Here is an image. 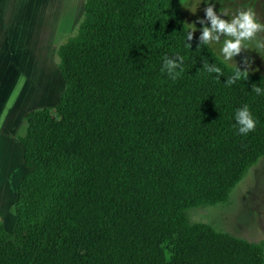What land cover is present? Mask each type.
<instances>
[{
	"label": "trees",
	"instance_id": "16d2710c",
	"mask_svg": "<svg viewBox=\"0 0 264 264\" xmlns=\"http://www.w3.org/2000/svg\"><path fill=\"white\" fill-rule=\"evenodd\" d=\"M182 1L85 0L56 50L58 104L16 135L27 173L13 231L0 222V264H264V243L188 219L227 204L264 156V95L252 91L264 74L226 85L212 47L185 40ZM164 57L181 64L175 79ZM244 105L257 123L240 135Z\"/></svg>",
	"mask_w": 264,
	"mask_h": 264
},
{
	"label": "rangeland",
	"instance_id": "374dc122",
	"mask_svg": "<svg viewBox=\"0 0 264 264\" xmlns=\"http://www.w3.org/2000/svg\"><path fill=\"white\" fill-rule=\"evenodd\" d=\"M84 3L85 0H0V222L8 232L13 231L16 221V189L27 173L16 135L29 112L58 104L65 83L56 50L63 37L74 33L84 13ZM208 6L225 20L242 8L251 9L264 24V0H201L195 14L182 6L186 23L195 24L193 34L199 38L204 27H211L205 12ZM221 9L228 15H221ZM216 35L218 40L209 44L221 61L220 48L230 37ZM247 44L227 66H237L248 75H263L264 31ZM188 219L191 224H207L239 240L264 243V156L232 190L227 204L192 209Z\"/></svg>",
	"mask_w": 264,
	"mask_h": 264
},
{
	"label": "clouds",
	"instance_id": "9594fccd",
	"mask_svg": "<svg viewBox=\"0 0 264 264\" xmlns=\"http://www.w3.org/2000/svg\"><path fill=\"white\" fill-rule=\"evenodd\" d=\"M201 2V0H183L181 4L184 8L195 14L196 6ZM206 2V0H205ZM221 15H228L223 9L220 10ZM206 17L211 23V27H204L202 29V34L200 40L203 45H210V41L218 40V33H223L226 37L230 39H225L220 48V53L222 54L221 63H224L226 66L230 59L234 57L241 51L242 47H248L247 42L252 40L258 32L264 31V24L259 22L256 19L255 13L251 9H240L235 11V14L230 17L229 20L221 19L213 11L212 6H208L205 9ZM196 31L195 24H186L185 26V40H190L192 38V32ZM188 44H186L187 46ZM179 60L183 61V57L177 55ZM176 68H180L182 71L181 64H176L172 60L164 57L163 68L167 69L168 75L175 79L179 75V72L175 71ZM204 71L214 72L216 74H222V70L217 65H214L212 68H208L205 64ZM232 74L227 79L228 86L236 83L237 81L243 79L248 72L241 71L237 66L232 67ZM252 91L256 95H264V88L254 85ZM235 126L237 127L238 134L247 135L251 132L257 121L253 118L247 105L239 108L234 113Z\"/></svg>",
	"mask_w": 264,
	"mask_h": 264
}]
</instances>
